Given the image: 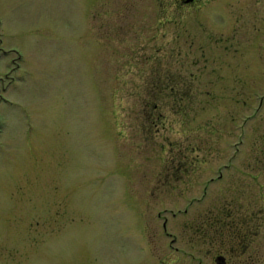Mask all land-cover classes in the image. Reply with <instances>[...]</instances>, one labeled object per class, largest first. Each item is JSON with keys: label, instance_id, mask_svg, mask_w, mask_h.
I'll return each mask as SVG.
<instances>
[{"label": "rangeland", "instance_id": "obj_1", "mask_svg": "<svg viewBox=\"0 0 264 264\" xmlns=\"http://www.w3.org/2000/svg\"><path fill=\"white\" fill-rule=\"evenodd\" d=\"M177 2L0 0V264H217L189 224L248 182L264 0Z\"/></svg>", "mask_w": 264, "mask_h": 264}, {"label": "flooded vegetation", "instance_id": "obj_2", "mask_svg": "<svg viewBox=\"0 0 264 264\" xmlns=\"http://www.w3.org/2000/svg\"><path fill=\"white\" fill-rule=\"evenodd\" d=\"M178 1L177 9L184 5L192 6L195 2ZM261 129L255 131V151L246 165L249 169L247 184L235 185L231 197H224V203L218 206L217 215L202 212L195 231L193 227L196 224H189L191 234L198 233L197 243L222 249H215L211 256L217 264L229 261L232 264H264V130Z\"/></svg>", "mask_w": 264, "mask_h": 264}]
</instances>
